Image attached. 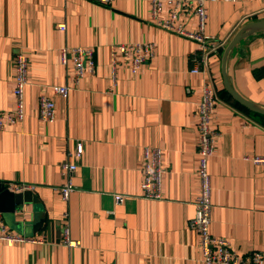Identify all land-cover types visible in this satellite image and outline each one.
Instances as JSON below:
<instances>
[{"label":"crops","instance_id":"obj_1","mask_svg":"<svg viewBox=\"0 0 264 264\" xmlns=\"http://www.w3.org/2000/svg\"><path fill=\"white\" fill-rule=\"evenodd\" d=\"M152 1L104 6L88 0H0V111L14 106V55L30 59L24 117L0 129V182L27 185L37 200L13 214L0 213V219L16 233L45 236L42 242H0V264H202L198 235L188 221L198 191L195 110L203 81L212 83L219 99L212 115L219 135L209 160L210 232L241 254L264 255V164L244 159L264 154V115L235 105L221 76L226 44L242 25L264 19V0L207 3L203 31L223 45L195 66L196 73L190 69L197 43L163 27L169 6L153 13ZM183 24L197 30L193 16ZM134 41L151 43L154 56L131 73L118 61L112 64V51L117 43ZM65 46L94 51L93 71L76 84L71 61L64 65L59 59ZM226 72L241 96L264 107V30L230 51ZM65 84L66 99L52 90ZM41 94L54 102L53 122L40 116ZM77 143L84 150L79 159L69 155ZM143 146L164 149L160 199L141 194ZM66 160L77 168L74 190L64 201L58 188ZM116 194L124 196L122 202L115 203ZM64 212L70 237L79 242L75 247L59 241ZM36 213L43 225L33 232ZM50 224L54 228L46 235Z\"/></svg>","mask_w":264,"mask_h":264},{"label":"built area","instance_id":"obj_2","mask_svg":"<svg viewBox=\"0 0 264 264\" xmlns=\"http://www.w3.org/2000/svg\"><path fill=\"white\" fill-rule=\"evenodd\" d=\"M104 6H109L114 0H88ZM215 0H194V3L187 0H153L151 9L153 13L163 10L164 5H168L167 17L160 24L178 34L185 35L195 41L198 45V53L193 54L194 67L190 69L192 73L200 71L196 65L204 64L206 57L212 51L218 50L223 42L214 39L204 33L207 17V3ZM193 16L197 23V30L186 29L183 24L185 16ZM64 30L65 24L58 25ZM154 49L151 43L130 42L117 43L112 51V64L117 65V61L123 67L128 68L131 73H136L138 69L152 59ZM60 62L68 65L71 61V75L73 83L76 84L87 73L94 69V51L91 47L75 46L62 47L59 52ZM12 79L14 82L11 91V98L14 102L13 108L0 111V129L8 125L21 121L25 113L24 90L29 83L28 73L30 67L29 57L19 52L14 55L12 63ZM69 85H54L52 90L57 95L66 99L69 95ZM219 99L212 83L203 81L201 84V94L199 95L195 116L198 142L196 145L197 166L195 176L198 182V191L194 198L195 214L189 219L188 227L198 235V249L202 264H264V255L260 251H252L246 254L237 252L229 244L228 239L215 236L210 232L211 211H212V176L209 172V160L214 154L215 143L218 132L212 125V115L216 109ZM38 110L42 119L46 122L55 120V105L53 100L44 94L38 96ZM83 145L77 143L75 150L69 153L75 159L83 155ZM253 164H264L263 155L245 156ZM77 165L70 160L63 161L61 165L64 175V183L58 188L60 197L67 201L74 190L72 177ZM140 169L142 179L140 182L141 194L146 199H160L162 178L165 174L164 149L160 146H143L141 149ZM14 192H23L27 185H13L8 183L5 186ZM121 194L114 195L115 203L123 201ZM62 222V234L60 243L66 247H75L79 244L77 240L70 237L68 213L64 212ZM45 236H25L16 233L7 227L0 219V242L6 245L22 244L27 242H42Z\"/></svg>","mask_w":264,"mask_h":264},{"label":"water","instance_id":"obj_3","mask_svg":"<svg viewBox=\"0 0 264 264\" xmlns=\"http://www.w3.org/2000/svg\"><path fill=\"white\" fill-rule=\"evenodd\" d=\"M264 30V19L252 21L242 25L232 36L230 41L226 44L222 57H221V76L225 91L240 105L244 106L246 109L264 115V107L257 105L256 103L241 96L230 84L227 72L226 64L227 58L230 51L244 38L253 35L257 32ZM31 191L25 190L23 192H13L5 187L4 183L0 182V213H10L13 214L18 208H21L24 202L37 200L30 197ZM36 220L32 225V231H38L43 225V218L39 217V213H36ZM35 216V215H34ZM54 224H50L46 228V235H50Z\"/></svg>","mask_w":264,"mask_h":264},{"label":"trees","instance_id":"obj_4","mask_svg":"<svg viewBox=\"0 0 264 264\" xmlns=\"http://www.w3.org/2000/svg\"><path fill=\"white\" fill-rule=\"evenodd\" d=\"M224 92L226 93V95H229L225 90H224ZM231 96H229V98H230ZM234 104L235 105H237V106H239V107H244V106H242V105H240L239 103H237L235 100H234ZM245 108V107H244ZM246 109V108H245Z\"/></svg>","mask_w":264,"mask_h":264}]
</instances>
